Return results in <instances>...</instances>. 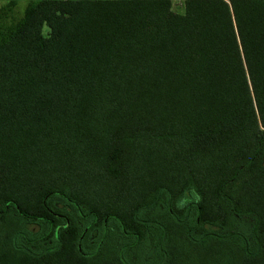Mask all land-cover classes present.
<instances>
[{
    "label": "trees",
    "instance_id": "16d2710c",
    "mask_svg": "<svg viewBox=\"0 0 264 264\" xmlns=\"http://www.w3.org/2000/svg\"><path fill=\"white\" fill-rule=\"evenodd\" d=\"M139 246L264 264V0H32L0 32V264Z\"/></svg>",
    "mask_w": 264,
    "mask_h": 264
},
{
    "label": "rangeland",
    "instance_id": "374dc122",
    "mask_svg": "<svg viewBox=\"0 0 264 264\" xmlns=\"http://www.w3.org/2000/svg\"><path fill=\"white\" fill-rule=\"evenodd\" d=\"M30 1L32 0H0V9L3 5H5V14L3 15V19L0 21V32L5 31L8 25L13 24L21 17L24 8ZM169 2L171 10L179 13L183 11V0H169ZM43 33H46V29H43ZM145 214L156 217L157 219L162 221H165L167 217L165 212H163L160 207H153L151 211H148ZM167 223L170 224L169 220H167ZM171 225L173 226L174 232L173 241L176 244H179L180 241L178 239V236L180 233V227L175 225L174 223H172ZM150 236L151 235L149 234V237ZM151 240H154V238H152ZM115 243H117V240L115 242L113 237L110 236L105 243L103 250L112 251V248L116 245ZM140 250L141 246H139L137 249L132 250L131 259L134 264H142L143 262V259L141 258L142 250ZM151 250L152 247H150V249L146 252V254L144 255V259L151 253Z\"/></svg>",
    "mask_w": 264,
    "mask_h": 264
}]
</instances>
